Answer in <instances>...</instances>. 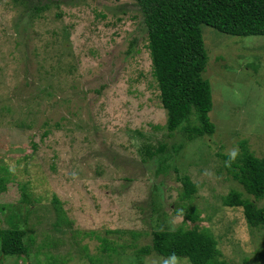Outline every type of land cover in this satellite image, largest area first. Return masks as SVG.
<instances>
[{"label": "rangeland", "instance_id": "1", "mask_svg": "<svg viewBox=\"0 0 264 264\" xmlns=\"http://www.w3.org/2000/svg\"><path fill=\"white\" fill-rule=\"evenodd\" d=\"M40 1L50 9L30 20L28 4L0 0V169L10 172H0L6 177L1 227L9 228L7 217L22 222L28 216L35 239L31 259L8 257L1 264H124L113 255L108 262L100 238L120 245L132 240L127 233L142 232L134 243L145 246L152 229L182 225L175 211L189 205L200 213L199 229H209L217 242L216 264H264V227L251 228L241 208L222 206L240 187L216 157L236 156L245 141L264 158V36L232 37L202 27L203 78L211 87L216 132L189 141L165 128L133 0ZM161 145L165 152L146 157V148ZM163 160L169 170L157 172ZM184 175L196 187L188 201L180 199L177 178ZM22 185L30 204L20 203ZM54 198L65 226H55ZM257 204L264 206V198ZM136 249L126 248L123 256ZM173 262L144 257V264Z\"/></svg>", "mask_w": 264, "mask_h": 264}, {"label": "trees", "instance_id": "2", "mask_svg": "<svg viewBox=\"0 0 264 264\" xmlns=\"http://www.w3.org/2000/svg\"><path fill=\"white\" fill-rule=\"evenodd\" d=\"M12 1L21 6L29 5L28 12L25 13H28L30 20L50 9V4L40 0H36L35 4L34 0ZM133 1L143 18L151 76L159 91L161 108L166 114L167 132L170 136L180 132L184 139L189 141L213 136L216 126L209 118L212 110L211 87L203 78L208 56L204 47L202 27L207 26L232 37L264 36V0ZM132 47L131 45L130 48ZM239 146L241 152L234 158L223 153L216 154V157L224 162L223 170L228 178L240 187L238 191L230 190L222 198V206L241 208L251 228L264 227V206L259 207L257 204L264 198V158L255 157L248 151L245 141H241ZM166 149L165 145H161L154 152L146 148L144 153L147 158H152ZM175 149L178 154L180 147ZM162 163L157 172H168L167 163L164 160ZM0 172L10 175L6 167H1ZM177 179L182 186L180 199L191 200L196 187L188 176H180ZM5 180V175H0V194L5 191ZM20 192L21 204L32 203L26 185L20 186ZM53 204L56 212L55 226H65L68 221L59 201L54 198ZM156 204L155 201L152 203L153 213L159 211ZM183 209L175 211L182 217V225L174 230L152 229L150 241L145 246L138 247L134 243L143 235L142 232L127 233L132 240L120 245L97 236L100 238L102 251L108 253V262L115 260L122 263V260H125L124 264H144V257L154 254L173 260L172 264H179L180 259H186L189 264H216L220 251L216 248L217 242L213 234L209 229H199L200 213L195 206L189 205ZM25 211L29 214L31 210L26 208ZM0 212H3V206H0ZM15 216L19 217L16 212ZM27 221L28 216H25L22 222L7 217L5 222L9 228L2 229L0 220V264L2 259L8 257L18 260L31 259L30 249L35 240L34 229L27 226ZM187 222L192 226L182 227ZM54 232L60 234L64 231L55 229ZM27 233L28 242L24 240ZM42 242L50 244L48 237ZM41 248L42 246L37 247L35 257ZM126 248L138 249L132 255L124 257Z\"/></svg>", "mask_w": 264, "mask_h": 264}, {"label": "clouds", "instance_id": "3", "mask_svg": "<svg viewBox=\"0 0 264 264\" xmlns=\"http://www.w3.org/2000/svg\"><path fill=\"white\" fill-rule=\"evenodd\" d=\"M231 156H232V158L235 157V152H234V151L231 153ZM233 183H234V182H233Z\"/></svg>", "mask_w": 264, "mask_h": 264}]
</instances>
